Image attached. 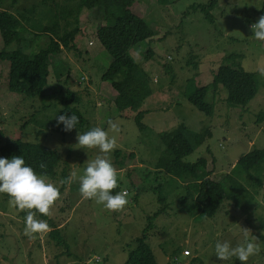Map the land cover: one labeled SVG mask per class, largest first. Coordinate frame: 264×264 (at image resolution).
<instances>
[{"label": "rangeland", "instance_id": "rangeland-1", "mask_svg": "<svg viewBox=\"0 0 264 264\" xmlns=\"http://www.w3.org/2000/svg\"><path fill=\"white\" fill-rule=\"evenodd\" d=\"M208 1L137 0L138 12L153 31L149 39L129 51L147 73L151 91L140 107L147 111L141 118L142 130L136 127L134 113L127 116L117 110V93L109 82L102 81L112 61L96 36L105 22L102 7L83 8L77 13V31L69 47H61L50 59L42 96L24 98L9 93L7 62L0 61V146L18 139L43 144L59 154L56 175L48 179L60 188L61 199L46 221L58 227L62 239L58 245L50 232L26 236V215L21 216V211L9 205L7 194H0V264H124L128 246L132 248L134 238L147 227V216L162 206L163 211L151 218L146 229L145 242L156 264H241L238 258L220 261L215 256V244L228 240L235 245L242 239V228L251 230L262 249L247 264H264V241L259 238L264 236V182L260 187L254 185L236 165L256 148L264 150V77L259 74L264 68V42L256 40L251 30L261 16L264 0H215L210 9L213 22L191 7ZM73 4L76 1L0 0V10L19 18V41L4 45L0 36V51L34 53L47 46L53 33L34 36L29 30L41 32L42 27L52 25L55 13V31L61 35L71 30L76 14ZM228 53H238L240 67L255 74L257 94L242 108L226 105L223 88L208 90L204 102L212 105V114L206 116L185 96L196 86L209 85ZM68 92L75 93L77 103L71 99L61 102ZM64 106L77 108L85 117L84 126L71 132L56 131L53 120ZM109 119L121 128L115 134L119 147L110 154L119 172L116 189L127 190L130 200L119 212L85 200L79 192V176L99 151L80 148L76 136L96 126L107 130ZM179 123L190 132L204 126L210 129V138L184 162L203 158L204 171L212 180L225 174L234 176L246 188L241 204L251 195L246 209L223 200L210 217L190 216L183 210L185 184L192 179L169 176L154 166L163 151L157 133ZM66 167L67 177L75 170L77 178L71 185H60V180L66 179L62 175ZM160 196L164 197L162 202Z\"/></svg>", "mask_w": 264, "mask_h": 264}, {"label": "trees", "instance_id": "trees-1", "mask_svg": "<svg viewBox=\"0 0 264 264\" xmlns=\"http://www.w3.org/2000/svg\"><path fill=\"white\" fill-rule=\"evenodd\" d=\"M76 1L74 6V27L71 30L64 31L59 35L55 31L57 18L50 26L42 27L33 35H39L43 32L54 34L50 36L47 46L37 52L24 53L19 49L11 51H0V61L7 62V91L12 94L20 95L24 98H34L46 93V86L50 73V59L59 52L61 47L68 48L69 42L72 41L77 31V13L83 9L102 7L105 22L96 30V36L99 43L106 49L111 56V64L102 77V81L109 82L115 91V107L119 112L129 116L133 114V119L138 130H142L144 125L141 118L147 112L140 109L151 91L148 83L147 73L139 67L130 50L139 42L149 39L153 31L148 27L141 14L137 10V0H64ZM44 2V0H42ZM215 0H209L206 4H193L192 8L199 9L204 19L213 22V16L210 9ZM49 12V11H48ZM53 13V12H52ZM260 14L264 15V1L260 9ZM47 15V14H46ZM19 18L6 10H0V36L4 45L11 42L19 41ZM71 48L73 47L70 43ZM240 56L238 53H228L221 59V64L213 73L209 85L195 87L188 95L187 102L194 108H197L206 116H211L212 105L204 102L208 90L212 92L223 88L225 90V103L233 107H246L248 103L257 94V84L255 74L244 71L239 63ZM194 79V78H193ZM190 80L187 81V86ZM77 103L78 99L75 93L68 92L61 102L68 103L69 100ZM75 113L80 118L78 128L84 126L85 117L75 107L64 106L53 120L56 131H62L63 125L57 126L56 117ZM211 131L204 126L198 132H190L183 123L157 133L159 143L163 146L162 153L156 159L154 164L156 169H160L169 176L178 177L182 180L191 178L185 184L186 197H183V210L190 216L202 214L203 217L212 216L223 200H229L237 207L246 209V203L251 195L241 204V193H244L245 186L234 176L229 174L223 175L218 180H212L207 177L208 172L204 171L205 161L203 158L194 163H186L184 159L191 155L206 139L210 138ZM13 156H22L26 164L32 167L36 173L46 174L47 177H54L59 166L60 156L51 148L39 144L24 142L18 139L8 140L0 146V157L12 158ZM47 165L46 169L39 167L40 163ZM64 164V163H63ZM243 174L247 175L252 183L256 186H262L264 175L260 176L262 166H264V150H253L236 162ZM67 167L63 169L62 175L67 178ZM252 172L258 173L254 176ZM117 189L113 191V194ZM163 196L159 197L162 202ZM164 206L160 207L151 216H147V227H144L140 234L134 238L133 247L128 246L127 259L124 264H156L151 250L146 245V229L150 225V220L157 213L162 212ZM25 216V212H20ZM37 215L48 221V216ZM50 221V220H49ZM50 224V223H49ZM51 225V224H50ZM50 234L58 242H62L59 235L58 227L51 225ZM264 241V236H260Z\"/></svg>", "mask_w": 264, "mask_h": 264}, {"label": "clouds", "instance_id": "clouds-1", "mask_svg": "<svg viewBox=\"0 0 264 264\" xmlns=\"http://www.w3.org/2000/svg\"><path fill=\"white\" fill-rule=\"evenodd\" d=\"M253 36L256 40L264 42V15H261L256 23L251 25ZM264 77V68L259 72ZM57 126L63 125V131L71 132L80 123V118L72 115H59L56 117ZM108 129L96 126L83 134L79 133L76 140L80 148L98 149L99 154L89 160L83 175L79 176V192L85 200H95L112 212L123 211L130 203L127 190H121L116 194L113 191L119 187V172L114 166L110 154L118 147L115 134L121 131L118 122L109 119ZM39 167L46 169L47 165L41 162ZM77 178L74 170L69 177L60 180V185H71ZM0 194L9 196V205L25 212L24 234L34 238L35 234H45L52 230L46 220L38 219L37 213L50 217L56 202L61 199L60 188L50 182L47 175L37 174L28 166L22 156L12 158L0 157ZM258 238L252 235L248 228H242V239L235 245L231 241L217 240L215 244V256L222 262L238 258L241 264H247L248 260L261 253Z\"/></svg>", "mask_w": 264, "mask_h": 264}]
</instances>
